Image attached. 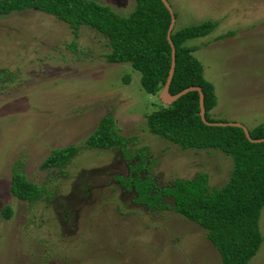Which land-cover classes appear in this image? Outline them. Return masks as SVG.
Returning a JSON list of instances; mask_svg holds the SVG:
<instances>
[{
  "label": "rangeland",
  "instance_id": "374dc122",
  "mask_svg": "<svg viewBox=\"0 0 264 264\" xmlns=\"http://www.w3.org/2000/svg\"><path fill=\"white\" fill-rule=\"evenodd\" d=\"M94 1L120 15L134 6ZM167 1L177 28L216 22L210 33L185 41L197 47L193 55L214 86L210 116L249 128L264 123V0ZM77 32L32 8L0 15V264H220L204 229L172 209L133 203L131 191L115 181L136 156L85 142L111 115L116 132L132 137L125 145L133 155L144 147L156 185L203 172L218 187L230 175L231 158L149 133L145 115L163 105L160 93L145 92L128 62H107V41L95 29L82 25ZM70 144L80 149L61 170L40 168L51 149ZM13 169L42 186L44 197L29 203L10 194ZM259 229L263 240L247 264H264V208Z\"/></svg>",
  "mask_w": 264,
  "mask_h": 264
},
{
  "label": "trees",
  "instance_id": "16d2710c",
  "mask_svg": "<svg viewBox=\"0 0 264 264\" xmlns=\"http://www.w3.org/2000/svg\"><path fill=\"white\" fill-rule=\"evenodd\" d=\"M30 8L65 22L74 37L82 25L95 29L107 41L109 51L104 54L107 62H128L139 71L140 85L145 92L155 94L161 90L170 66V45L166 39L170 15L161 0H134L127 15H120L94 0H0V15ZM215 23L204 20L181 28L174 24L170 39L175 48V65L168 92L175 94L189 86L200 87L205 119L224 122L210 116V110L217 103L214 86L205 79L200 61L193 55L197 47L185 44L187 39L210 33ZM231 34L229 30L219 38ZM123 78L125 83L129 81L127 76ZM145 124L149 133L180 148L217 149L228 155L232 161L228 179L218 187H211L207 175L198 172L191 178L176 176L165 185H156L148 173L149 164L143 162L144 147L134 150L133 155L125 145L132 137L119 135L108 114L98 120L85 145L100 149L118 147L125 159L136 156V161L128 165L133 174L115 176L122 186L133 188V201L150 211L172 209L204 229L206 238L219 254L220 264H247L263 240L259 215L264 208V141L250 142L237 126L203 123L195 90L146 114ZM246 128L251 138H264V123ZM79 149L75 144L53 148L40 168L61 170ZM141 169L146 171L143 176L139 173ZM42 191L43 187L28 180L20 169L12 170L9 192L18 200L36 202L44 197ZM1 210L3 218L10 217V206Z\"/></svg>",
  "mask_w": 264,
  "mask_h": 264
},
{
  "label": "water",
  "instance_id": "95a60500",
  "mask_svg": "<svg viewBox=\"0 0 264 264\" xmlns=\"http://www.w3.org/2000/svg\"><path fill=\"white\" fill-rule=\"evenodd\" d=\"M161 2L163 3V5L165 6V8L167 9V11L169 12V15H170V21H169V25H168V28H167V31H166V39L170 45V66H169V70H168V74H167V77H166V80L160 90V100L163 104L165 105H168V104H171L173 101H175L177 98H179L181 95L185 94L186 92L188 91H192V90H195L197 91L198 93V105H199V116L202 120L203 123L207 124V125H221V126H225V125H230V126H237V127H240L246 138L250 141V142H260V141H264V138H251L249 136V133H248V130L247 128L239 123V122H232V121H224V122H211V121H207L205 119V116H204V106H203V93L200 89V87L198 86H189V87H186L184 89H182L181 91L175 93V94H170L168 92V87H169V83H170V80H171V77H172V73H173V70H174V65H175V48H174V45L170 39V32L175 24V16H174V12L170 6V4L168 3L167 0H161Z\"/></svg>",
  "mask_w": 264,
  "mask_h": 264
},
{
  "label": "flooded vegetation",
  "instance_id": "af4514ba",
  "mask_svg": "<svg viewBox=\"0 0 264 264\" xmlns=\"http://www.w3.org/2000/svg\"><path fill=\"white\" fill-rule=\"evenodd\" d=\"M130 174H133V173H130V171H129V168H128V166H127V172H126V175L125 176H127V175H130ZM115 181L116 182H119V180H117V179H115ZM120 183V182H119ZM122 188H125L124 186H122ZM127 191L129 190V191H131V193L133 194L132 195V197H131V200H132V202L134 203L135 201H133V196H135V192H134V190H133V188H130V189H127V188H125Z\"/></svg>",
  "mask_w": 264,
  "mask_h": 264
},
{
  "label": "clouds",
  "instance_id": "9594fccd",
  "mask_svg": "<svg viewBox=\"0 0 264 264\" xmlns=\"http://www.w3.org/2000/svg\"><path fill=\"white\" fill-rule=\"evenodd\" d=\"M159 92H160V91H159ZM159 92H158V93H159ZM161 103H162V102H161ZM164 105H165V104H164Z\"/></svg>",
  "mask_w": 264,
  "mask_h": 264
}]
</instances>
